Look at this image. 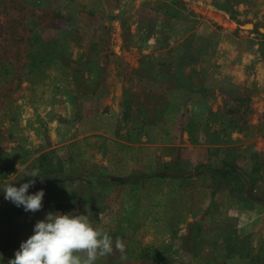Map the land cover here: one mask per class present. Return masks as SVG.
I'll return each instance as SVG.
<instances>
[{
    "label": "rangeland",
    "instance_id": "1",
    "mask_svg": "<svg viewBox=\"0 0 264 264\" xmlns=\"http://www.w3.org/2000/svg\"><path fill=\"white\" fill-rule=\"evenodd\" d=\"M28 179L0 264L48 212L126 245L96 264H264V0H0V187Z\"/></svg>",
    "mask_w": 264,
    "mask_h": 264
},
{
    "label": "clouds",
    "instance_id": "2",
    "mask_svg": "<svg viewBox=\"0 0 264 264\" xmlns=\"http://www.w3.org/2000/svg\"><path fill=\"white\" fill-rule=\"evenodd\" d=\"M24 176L43 178L38 172L27 170ZM35 183V179H28L19 186L8 183L0 187V192L17 207L35 212L43 207L45 195L43 188L29 192ZM114 248L123 254L126 245L119 238L114 241L109 233L93 227L88 214L48 212L36 221L33 233L21 241L8 264H96L98 257L112 253Z\"/></svg>",
    "mask_w": 264,
    "mask_h": 264
},
{
    "label": "trees",
    "instance_id": "3",
    "mask_svg": "<svg viewBox=\"0 0 264 264\" xmlns=\"http://www.w3.org/2000/svg\"><path fill=\"white\" fill-rule=\"evenodd\" d=\"M182 91V89H180L179 87L178 88H175L173 89L172 91L169 92V99L166 103V106L164 108V112L167 114V115H170V114H173L175 112H177L181 106H182V102H179L177 99H178V96L180 95V92ZM232 170V167L229 166V165H226V168L223 169L221 172H228ZM39 175H42V174H39ZM54 180H64V178L62 177H59V178H55ZM206 262L208 264H213L214 262L213 261H208L206 260Z\"/></svg>",
    "mask_w": 264,
    "mask_h": 264
},
{
    "label": "water",
    "instance_id": "4",
    "mask_svg": "<svg viewBox=\"0 0 264 264\" xmlns=\"http://www.w3.org/2000/svg\"><path fill=\"white\" fill-rule=\"evenodd\" d=\"M244 26H246V27H252V24L249 23V24H245Z\"/></svg>",
    "mask_w": 264,
    "mask_h": 264
}]
</instances>
